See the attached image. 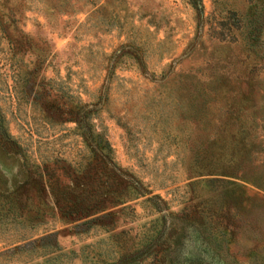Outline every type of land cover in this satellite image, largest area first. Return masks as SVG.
Segmentation results:
<instances>
[{
  "label": "rangeland",
  "instance_id": "rangeland-1",
  "mask_svg": "<svg viewBox=\"0 0 264 264\" xmlns=\"http://www.w3.org/2000/svg\"><path fill=\"white\" fill-rule=\"evenodd\" d=\"M1 115L0 264H264V0H0Z\"/></svg>",
  "mask_w": 264,
  "mask_h": 264
},
{
  "label": "trees",
  "instance_id": "trees-1",
  "mask_svg": "<svg viewBox=\"0 0 264 264\" xmlns=\"http://www.w3.org/2000/svg\"><path fill=\"white\" fill-rule=\"evenodd\" d=\"M0 140L3 143L6 142H12V138L10 137L6 127H5V123H4V119L2 117V115L0 116ZM102 142V146L105 149V152L107 154V157L110 159V153H111V148L110 145L108 143V141L103 138L101 140ZM143 190H141L140 188H136L134 189L133 195H140L143 194ZM68 201H70L69 205H66V208L63 210V215H67L71 218H79L81 216H87L89 214L88 212V204H82L79 200L73 198V199H67ZM79 201V202H77ZM122 201V200H120ZM119 201V202H120ZM90 210V209H89ZM109 213H101L97 216L94 217H89V218H85L77 223H75L73 225L74 228V233H81L82 231H85L90 225L91 223H93L94 221L98 220L99 221V225L102 224V218L104 217H108ZM96 223V222H95ZM84 225L82 227H79V225ZM51 233H47L41 236L36 237L34 240H32L31 242H26L27 244L30 243H38V247L37 248H41L42 251H45V253L53 251L54 249H56L58 247V243L56 241V239L51 236ZM84 246L86 247L87 245L84 244ZM98 254V253H97ZM87 254L86 253H82V257H86Z\"/></svg>",
  "mask_w": 264,
  "mask_h": 264
}]
</instances>
